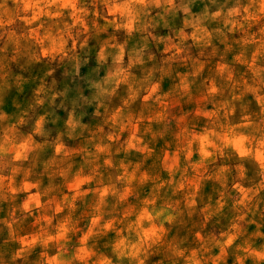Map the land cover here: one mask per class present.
Returning a JSON list of instances; mask_svg holds the SVG:
<instances>
[{"label": "clouds", "instance_id": "9594fccd", "mask_svg": "<svg viewBox=\"0 0 264 264\" xmlns=\"http://www.w3.org/2000/svg\"><path fill=\"white\" fill-rule=\"evenodd\" d=\"M0 264H264V0H0Z\"/></svg>", "mask_w": 264, "mask_h": 264}]
</instances>
